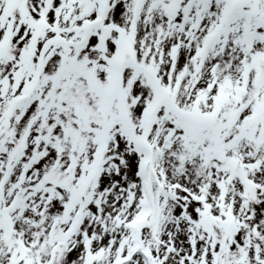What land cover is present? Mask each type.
Instances as JSON below:
<instances>
[{
	"label": "snow or ice",
	"instance_id": "1",
	"mask_svg": "<svg viewBox=\"0 0 264 264\" xmlns=\"http://www.w3.org/2000/svg\"><path fill=\"white\" fill-rule=\"evenodd\" d=\"M0 264H264V0H0Z\"/></svg>",
	"mask_w": 264,
	"mask_h": 264
}]
</instances>
